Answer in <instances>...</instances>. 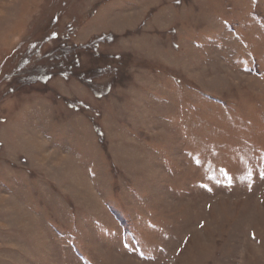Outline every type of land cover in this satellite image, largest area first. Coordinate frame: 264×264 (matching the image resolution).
Wrapping results in <instances>:
<instances>
[{"label":"rangeland","instance_id":"obj_1","mask_svg":"<svg viewBox=\"0 0 264 264\" xmlns=\"http://www.w3.org/2000/svg\"><path fill=\"white\" fill-rule=\"evenodd\" d=\"M0 264H264V0H0Z\"/></svg>","mask_w":264,"mask_h":264}]
</instances>
